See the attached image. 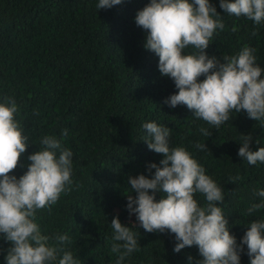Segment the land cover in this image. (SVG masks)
Returning a JSON list of instances; mask_svg holds the SVG:
<instances>
[{"label": "trees", "instance_id": "trees-1", "mask_svg": "<svg viewBox=\"0 0 264 264\" xmlns=\"http://www.w3.org/2000/svg\"><path fill=\"white\" fill-rule=\"evenodd\" d=\"M97 3L0 0V102L5 96L16 100V119L29 139L12 174L19 178L27 171L28 156L39 150L45 135L56 136L73 153L72 190L61 194L55 205L37 211L42 234L67 233L71 243L65 247L80 264H116L118 256L110 250L111 220L118 215L140 243L139 251L124 264L200 260L197 246L174 252L175 234L146 232L127 209L128 178L140 174L151 178L155 169L149 172L148 165H159L163 158L148 148L142 127L155 121L169 128L170 146L185 147L223 188L224 203L219 206L230 234L241 245L250 221L264 218V209L251 215L247 211L261 202L255 193L264 189V164L250 165L238 156L239 142L242 134H251L250 149L264 147V127L243 110L231 113L216 129L185 105L170 107L164 101L178 89L170 77L161 75L159 57L144 47L146 31L135 21L150 0H122L98 10ZM210 3L221 14L224 28L214 33L207 54L222 60L247 45L255 49L256 63L264 68V22L228 15L220 0ZM201 127L212 136L202 135ZM64 129L67 135L62 134ZM197 143H205L207 149H197ZM236 176L240 179L230 182ZM195 198L205 203L203 195ZM10 246L0 234V264H6ZM241 246L240 264H250L247 245Z\"/></svg>", "mask_w": 264, "mask_h": 264}, {"label": "clouds", "instance_id": "clouds-1", "mask_svg": "<svg viewBox=\"0 0 264 264\" xmlns=\"http://www.w3.org/2000/svg\"><path fill=\"white\" fill-rule=\"evenodd\" d=\"M122 0H98L96 8L107 9ZM220 7L237 18L244 16L256 24L264 22V0H220ZM136 24L146 31L144 47L159 57L162 76L170 77L177 92L164 101L170 107L185 105L196 118L209 126L219 127L230 114L241 110L264 127V68L256 63L255 49L245 45L238 53L220 58L209 56L206 49L219 29L222 16L210 0H150L135 17ZM235 30V29H233ZM203 76L204 79H200ZM19 106L11 96L0 102V234L10 242L6 264H80L66 249L71 239L65 234H42L37 211L55 205L61 194L72 190L71 149L60 139L45 135L39 150L28 156L27 171L19 178L12 174L26 152L29 139L16 116ZM149 138L148 148L162 154L151 178L144 174L128 178L129 215L146 232L175 234L174 252L198 247L201 259L195 264H240L241 245H247L250 264H264V218L250 221L241 245L229 232L222 211L223 188L183 146H170V130L155 121L142 125ZM200 133L212 136L208 128ZM67 135V129L62 131ZM251 134H242L238 156L250 165L264 164V147L250 149ZM258 143V142H257ZM199 150L207 149L197 143ZM240 179L230 177V182ZM151 190V191H150ZM135 192L133 196L130 193ZM160 193V198L156 194ZM203 195L201 205L195 198ZM262 198L248 208L251 215L264 209V189L255 193ZM135 225V224H134ZM113 235L111 252L118 256L116 264L139 251L137 233L122 224L119 216L111 220ZM193 261L191 256L188 257Z\"/></svg>", "mask_w": 264, "mask_h": 264}]
</instances>
